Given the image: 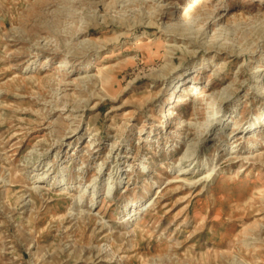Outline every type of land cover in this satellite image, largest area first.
I'll return each instance as SVG.
<instances>
[{
    "label": "rangeland",
    "instance_id": "1",
    "mask_svg": "<svg viewBox=\"0 0 264 264\" xmlns=\"http://www.w3.org/2000/svg\"><path fill=\"white\" fill-rule=\"evenodd\" d=\"M0 264H264V0H0Z\"/></svg>",
    "mask_w": 264,
    "mask_h": 264
},
{
    "label": "bare ground",
    "instance_id": "2",
    "mask_svg": "<svg viewBox=\"0 0 264 264\" xmlns=\"http://www.w3.org/2000/svg\"><path fill=\"white\" fill-rule=\"evenodd\" d=\"M145 1V0H144ZM166 28V27H165ZM174 36V35H173ZM172 112H170V111H168L167 113H166V118H172ZM190 156H192V155H190ZM189 156V157H190ZM194 157V156H193ZM187 159L189 160H193L194 158H188L187 157ZM193 162V161H192ZM190 166H191V163H190ZM190 166L188 165V166H185V167H183L182 166V163L180 164V166L178 167V169H177V172L179 173V175H186V174H191L192 173V170H191V168H190ZM41 174V173H40ZM44 175V174H43ZM43 175H40L39 176V174L38 175H36L37 177H36V179H35V182L36 183H40V182H42L43 181V178H44V176ZM178 175V174H177ZM184 177V176H183ZM175 180H178V178H176ZM180 181H185V179L184 178H182V179H179ZM172 181V180H171ZM174 181V180H173ZM176 182V181H175ZM34 183V182H33ZM94 185V184H93ZM36 186V185H35ZM96 186V185H95ZM85 189V188H84ZM111 189V187H110V184H108V186H107V192H109V190ZM94 191V190H93ZM63 192V191H62ZM85 192V191H84ZM83 192V193H84ZM151 201V200H150ZM152 202V201H151ZM145 203H146V201L144 202V203H132V206H133V210L134 211H141L143 208H144V205H145ZM150 203V202H149ZM135 205H136V207H135ZM148 205V204H147ZM146 205V206H147ZM149 206V205H148ZM140 213V212H139ZM137 214V213H136ZM134 215V214H133Z\"/></svg>",
    "mask_w": 264,
    "mask_h": 264
}]
</instances>
